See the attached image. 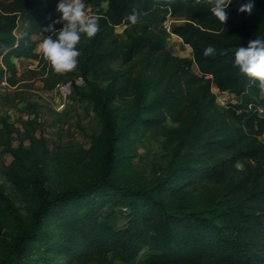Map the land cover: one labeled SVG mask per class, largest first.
I'll return each mask as SVG.
<instances>
[{"label": "trees", "instance_id": "trees-1", "mask_svg": "<svg viewBox=\"0 0 264 264\" xmlns=\"http://www.w3.org/2000/svg\"><path fill=\"white\" fill-rule=\"evenodd\" d=\"M84 3L100 17V29L92 38L82 35L77 45L73 75L83 76L85 86L74 85L71 97L91 102L100 118L96 140L102 165L89 181L59 192L35 184L29 223L0 189V209L14 227L0 264L132 263L144 251L143 264H264V84L233 63L236 48L264 38V0H254L250 13L238 11L232 0L224 22L210 12L209 0ZM56 4L0 0V88L7 89L11 101H25L22 89L33 78L39 77L45 91L69 78L70 72H56L35 50L54 35L46 31L50 24L57 31L63 25L56 22ZM133 11L138 18L185 19L171 32L191 47L192 59L173 55L163 35L147 26L129 35L121 48L116 27L128 24ZM20 18L26 26L17 33ZM209 45L216 52L206 57ZM22 58L36 61V68L18 74L14 60ZM118 58L125 68L111 70L100 86L98 78ZM213 87L230 92L233 100L219 106ZM128 100L131 112L118 124L111 104ZM27 109L31 114L23 125L32 142L39 115L34 104ZM168 119L173 128L166 126ZM15 131V124L0 115V152L13 157L5 174L19 186L25 150L12 145ZM138 131L174 143L163 176L146 185L114 176L117 143ZM208 186L213 193H207ZM107 205L123 213V226L103 214Z\"/></svg>", "mask_w": 264, "mask_h": 264}, {"label": "rangeland", "instance_id": "rangeland-1", "mask_svg": "<svg viewBox=\"0 0 264 264\" xmlns=\"http://www.w3.org/2000/svg\"><path fill=\"white\" fill-rule=\"evenodd\" d=\"M10 1V0H2ZM92 6H86V11L91 13ZM58 19L62 14L55 11ZM185 21L183 18L161 15L157 19L149 16L138 18L136 24H128L116 27L121 48L129 40V35L140 32L144 26L149 30L163 35L166 47L179 57L192 59V49L182 39L171 32L175 24ZM22 19L17 22L16 32L22 29ZM61 23L63 21L61 20ZM36 52H40L38 45ZM18 74L34 69L37 62L30 60H18ZM120 58L112 61L103 75L98 78L100 86L104 87L108 82L111 70H123ZM193 70H196L193 67ZM67 76H73L74 70ZM39 77L28 80L30 87L22 89V97L25 101L15 99L7 95V89L0 88V115L13 122L16 131L12 135V145L15 148L24 149L22 163L18 166L21 176V185L13 184L5 174L6 167L10 165L13 157L10 154L3 155L0 152V189L12 204L19 210L25 222L31 220V212L36 205L35 184L41 183L50 193L63 190L70 185H81L92 179L102 165V148L96 137L101 132V121L93 104L86 100H78L70 97L69 103L62 110L57 109L58 93L55 89L45 91ZM5 86L4 84H1ZM13 89V88H12ZM10 89V90H12ZM212 90L218 94V90ZM264 94V91H263ZM227 101H232L231 93L226 95ZM28 103L34 104L38 111V129L33 133L31 142L25 134L23 122L28 119L31 112L27 109ZM116 108L117 123H123L131 112L130 101L114 102ZM219 106H223L220 105ZM166 126L173 128L174 124L168 119ZM264 143V134L261 136ZM118 160L114 167V176L122 183L133 185H146L163 176L169 156L174 148V143L163 135H156L150 131L130 132L126 140L117 143ZM242 167V165H239ZM41 174V175H40ZM207 193H213V188L208 186ZM104 215H109V220L116 226L126 223L122 212L116 208L106 206ZM14 232L13 223L4 209H0V257L6 251V240ZM146 252L132 263H123L114 260L111 264H143Z\"/></svg>", "mask_w": 264, "mask_h": 264}, {"label": "clouds", "instance_id": "clouds-1", "mask_svg": "<svg viewBox=\"0 0 264 264\" xmlns=\"http://www.w3.org/2000/svg\"><path fill=\"white\" fill-rule=\"evenodd\" d=\"M231 3L232 0H209L210 12L224 22L228 15L225 9ZM237 3L238 11L241 12L250 13L254 6V0H237ZM56 10L62 14L56 22L62 20L63 25L57 31L54 25L50 24L46 31L54 35L46 36L38 48L56 72L70 71L77 65V57L80 55L77 45L82 35L87 38L94 37L100 29V17L86 11L84 0H57ZM128 20L136 24L138 14L133 11ZM215 52V47L209 45L204 49L203 55L207 57L215 55ZM233 63L240 73L256 78L264 84V38L249 39L246 45L236 48Z\"/></svg>", "mask_w": 264, "mask_h": 264}, {"label": "built area", "instance_id": "built-area-1", "mask_svg": "<svg viewBox=\"0 0 264 264\" xmlns=\"http://www.w3.org/2000/svg\"><path fill=\"white\" fill-rule=\"evenodd\" d=\"M5 85V82H2ZM84 87L85 86V79L81 75H73L66 79L63 82H59L55 86V90L58 93V101H57V109L62 110L66 107L69 103L70 97L72 95L73 86ZM230 93L228 91H219L216 94L217 103L220 105L225 106L229 101L226 100V95ZM232 97H234L232 95Z\"/></svg>", "mask_w": 264, "mask_h": 264}, {"label": "crops", "instance_id": "crops-1", "mask_svg": "<svg viewBox=\"0 0 264 264\" xmlns=\"http://www.w3.org/2000/svg\"><path fill=\"white\" fill-rule=\"evenodd\" d=\"M20 19H22V18H20ZM22 24H23V26H22V30H23V28L26 26V22L24 21V19H22ZM61 22V21H60ZM37 53H40V52H37ZM18 60H30V59H27V58H22V59H15L14 61H15V63H17V61ZM35 62V61H34Z\"/></svg>", "mask_w": 264, "mask_h": 264}]
</instances>
